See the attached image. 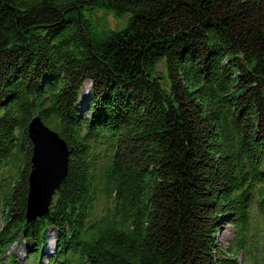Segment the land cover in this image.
Returning a JSON list of instances; mask_svg holds the SVG:
<instances>
[{"label":"trees","instance_id":"1","mask_svg":"<svg viewBox=\"0 0 264 264\" xmlns=\"http://www.w3.org/2000/svg\"><path fill=\"white\" fill-rule=\"evenodd\" d=\"M34 117L69 159L27 222ZM0 205V264H239L226 222L262 264L264 0H0Z\"/></svg>","mask_w":264,"mask_h":264},{"label":"water","instance_id":"2","mask_svg":"<svg viewBox=\"0 0 264 264\" xmlns=\"http://www.w3.org/2000/svg\"><path fill=\"white\" fill-rule=\"evenodd\" d=\"M28 136L32 143V158L25 218L31 222L47 215L53 195L65 181L69 152L57 133L47 128L39 117L32 118L29 123Z\"/></svg>","mask_w":264,"mask_h":264},{"label":"rangeland","instance_id":"3","mask_svg":"<svg viewBox=\"0 0 264 264\" xmlns=\"http://www.w3.org/2000/svg\"><path fill=\"white\" fill-rule=\"evenodd\" d=\"M91 17L94 20L96 19L100 22H101V20L103 21L106 18V24L110 27V29H113V30L122 29L124 27L126 19H127V17H124L123 19H114L113 16L108 15V14L106 15V13H104L102 11L93 12L91 14ZM87 85L89 86V84H87ZM86 89H89V88L86 87ZM98 151H99V154L97 157L98 166H97V172H96L97 177L100 176V173L105 168V163H106V161L103 158H101L103 156V153H104L103 152L104 146H101L98 149ZM61 185H60V187H61ZM54 195H53V197H54ZM5 219H6V211L5 210L3 211L0 207V231L2 230L3 226L5 225ZM253 223L255 226V228L253 230L254 235L256 236L255 238L259 239V243H260V247H261L260 248L261 253L259 254V258H260V256H262V258H264V228H261L259 226L258 221H255ZM52 237H54V238L50 241L47 240L46 246L41 251V255H42L44 263L46 262V261H44L46 259V257L49 255H52L53 251H54L55 234L52 235ZM216 238H217L218 244L221 246V248L226 249V250H228V249L231 250L232 253H230V255H228V256H232L233 254H235L234 258L239 264H254V262L252 260H250V256L247 254H244L243 249H241V248L238 249L239 244L241 243V240H240L238 228L234 224H231L228 222L223 223V225H221V228L217 231ZM244 240L246 241L245 238H244ZM244 245H245V243H242L241 247H244ZM26 256H27V253H26V250L24 248V243H22V245L13 244L12 246H10L5 251L2 259L6 260V261L16 259L19 264H30V262ZM259 258H257V261H259Z\"/></svg>","mask_w":264,"mask_h":264},{"label":"bare ground","instance_id":"4","mask_svg":"<svg viewBox=\"0 0 264 264\" xmlns=\"http://www.w3.org/2000/svg\"><path fill=\"white\" fill-rule=\"evenodd\" d=\"M49 176H50V174H49ZM49 176H46V178H48ZM51 176H53V175L51 174ZM49 179H50V178H49ZM51 179H52V178H51ZM47 181H48V180H47ZM40 183H41V182H40ZM43 184H44V183H43ZM0 207H1V205H0ZM1 209H3V208H1ZM2 229H3V228H2ZM52 235H54L53 232H51V231L47 232V233H46L47 240H49V241L52 240V239L54 238V237H52ZM22 243H24V242H22ZM13 244H17V243H13ZM13 244H12V245H13ZM46 244H47V241H46ZM12 245H10V246H12ZM17 245H22V244H17ZM10 246H9V247H10ZM45 246H46V245H45ZM9 247H8V248H9ZM8 248H7V249H8ZM4 253H5V252H4ZM3 255H4V254H3ZM3 255H2V257H3ZM2 260H3V259H2ZM250 260H251V259H250ZM16 261H17V260H16ZM3 262H6V263H7V262H9V261L3 260ZM260 262H261V261H260ZM11 263H12V262H11ZM17 263H18V262H17ZM18 264H19V263H18ZM262 264H264V262H263Z\"/></svg>","mask_w":264,"mask_h":264}]
</instances>
